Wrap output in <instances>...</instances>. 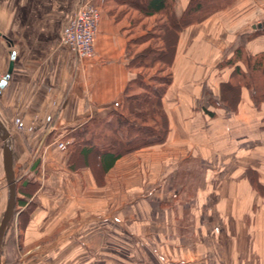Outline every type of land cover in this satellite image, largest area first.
<instances>
[{
	"label": "crops",
	"instance_id": "1",
	"mask_svg": "<svg viewBox=\"0 0 264 264\" xmlns=\"http://www.w3.org/2000/svg\"><path fill=\"white\" fill-rule=\"evenodd\" d=\"M86 2L102 0H0V79L14 52L12 72L0 93V120L11 137L14 174L18 154L25 145L34 147L22 173V180L32 174L36 182L40 205L32 220L43 210V219L57 226L78 219L72 222L77 232L66 235L63 230L46 247L52 263L74 262V251L66 250L73 236L88 241L96 257L103 236L136 241L135 236H178L175 231L184 233L180 224L187 218L191 256L207 257L205 264H264V103L254 106L234 67H218L235 47L248 56L264 52V27L257 28L264 23V0H236L201 23L169 34L171 80L160 100L166 141L125 155L106 172L96 151L84 157L70 146L74 139L69 136L122 103L132 77L126 48L134 37L124 32L128 24L109 17L101 4L93 57L74 56L59 38L77 4ZM188 3L175 0L176 17ZM59 143L65 150L57 148ZM120 163L137 178L131 185L108 180ZM188 191L191 199L180 201ZM137 222L141 234L132 229ZM33 227L39 236L41 221ZM48 230L51 235L56 227ZM182 242L176 245L181 254ZM86 252L82 264L90 258Z\"/></svg>",
	"mask_w": 264,
	"mask_h": 264
},
{
	"label": "trees",
	"instance_id": "2",
	"mask_svg": "<svg viewBox=\"0 0 264 264\" xmlns=\"http://www.w3.org/2000/svg\"><path fill=\"white\" fill-rule=\"evenodd\" d=\"M235 1L189 0L182 15L176 17L175 0H102V9L109 17L128 24L124 29L127 36H134L136 32L133 30L143 18L158 17L162 23L144 25L145 34L128 42L126 66L132 77L118 109L103 119L92 118L77 127L69 136L74 139L70 146L84 157L96 151L99 154L98 163L106 172L122 156L162 145L166 141L167 129L160 100L170 84L171 71L168 65L167 76L153 77L142 70L151 68L162 56L166 34L177 35L182 29L228 9ZM141 45L143 48L137 51ZM218 67H234L237 81L248 89L254 106L264 103V52L248 56L242 48L235 47L229 57L219 62ZM20 186L25 189L34 187L35 183L25 179ZM15 200L17 202V198ZM18 205L24 206L25 202L18 200Z\"/></svg>",
	"mask_w": 264,
	"mask_h": 264
},
{
	"label": "rangeland",
	"instance_id": "3",
	"mask_svg": "<svg viewBox=\"0 0 264 264\" xmlns=\"http://www.w3.org/2000/svg\"><path fill=\"white\" fill-rule=\"evenodd\" d=\"M139 5L140 7H142V4ZM154 23L161 24L162 19H159L158 17L143 18L141 23L134 28L133 32L136 33L132 37L137 38V36L145 34L144 25H152ZM149 29L150 28L146 29V32L147 30L149 31ZM166 38L167 42H165L164 45L165 49H162L165 50L162 51V56H160L156 63H153L151 65V68L144 69L142 70V72H147L153 77H164L165 75L167 76L169 74V69L167 67L170 53L169 44L171 39L169 34L166 35ZM164 41H166V39ZM140 48H143V46H139L137 48V51L141 50ZM233 93L234 92L229 93V97L231 99H233ZM57 148L63 151L65 150V144L62 143V146L57 145ZM16 149H19V147ZM34 150V147L25 145L22 153L20 152V154H18L17 156L18 168L15 175L17 187V202L15 204L14 212L9 221L7 229L2 236L0 255L1 264H53V255L51 252H47L46 247H50L52 245V242L63 230L66 231V235H69L70 233L72 234L73 231L77 232L78 229L77 224L72 223L73 221L78 220L76 219L77 217L71 218L69 221L64 222L65 224L63 223L60 224V226H57L58 223L54 225V223L52 224L51 220L48 221L47 219H43L46 218L45 216L47 214L45 210L40 211V216L32 220V214L40 205L35 195L36 186H31L23 189V187L20 186V183L24 178L22 173L27 171L32 161ZM89 157H91V155ZM93 159L94 158L88 159L89 162L87 163L89 164ZM40 164H42V161ZM125 164L126 163H120L117 171L113 175H111L112 177H108V180H111L112 184L118 183L119 185L121 184L127 186L131 185V183L137 179L135 178V176H133V172L130 169H126ZM31 176L32 174H28L27 178L25 179L30 180V182H32L33 184H36V182H34V178ZM0 187L1 218L5 209L7 198V190L5 187L3 174H0ZM103 189L105 190L104 187ZM190 199L191 192L189 191L183 193L180 197V201L188 202ZM18 200H22L23 202H25V205L19 206ZM172 209L174 210V208ZM154 211L157 210L151 209V212ZM37 219L41 221L42 229L39 236H36L34 235V233H32V230H34L33 224H35ZM57 219L59 221H62L63 217H57ZM189 221V219L184 218L183 224H180V228H183L184 233L182 234V232L177 229L178 232L175 231V235L178 236H151V238H149V236H135L137 241L134 240L132 236H103L102 246L101 249L96 252L98 253L96 257L92 256L95 252L89 251L90 249L88 247V241H85L84 243L83 239L80 236H73V238H71L69 241L66 239V241H68L67 244H71L69 246L70 248L68 247L66 248V250L71 249L69 251H74L72 252V256L70 257L75 258L72 264H82L83 258L81 254L86 251H88V253L86 252V254L90 255V258H87V262L85 264H176L175 261L178 260L182 262L178 264H183V262L185 264H192L193 261L202 262V259L207 261V257L191 256L190 249L192 236H190V224L188 223ZM69 222H71V226L69 225ZM141 224L142 223H139L133 226L132 229L135 233H143V226ZM55 227L56 230L53 234H48V232H50L51 230L45 232L46 229H53ZM181 242L184 244L181 248V250H183L182 254L180 249L176 248V245ZM84 246L86 247L85 250L83 249ZM155 251L161 253V260L156 257L157 254L154 253ZM176 251L178 252L176 253ZM80 256L82 258L81 261ZM187 260H189L190 262L186 263ZM59 263L66 264L62 262ZM201 264L205 263L202 262Z\"/></svg>",
	"mask_w": 264,
	"mask_h": 264
},
{
	"label": "built area",
	"instance_id": "4",
	"mask_svg": "<svg viewBox=\"0 0 264 264\" xmlns=\"http://www.w3.org/2000/svg\"><path fill=\"white\" fill-rule=\"evenodd\" d=\"M101 13V3L99 2L77 4L72 19L62 28L59 43L78 58H92L94 39L98 33ZM59 145L62 146V143Z\"/></svg>",
	"mask_w": 264,
	"mask_h": 264
},
{
	"label": "water",
	"instance_id": "5",
	"mask_svg": "<svg viewBox=\"0 0 264 264\" xmlns=\"http://www.w3.org/2000/svg\"><path fill=\"white\" fill-rule=\"evenodd\" d=\"M264 27L263 24H258L257 28ZM14 52L10 53V61L5 76L0 79V93L5 88L7 80L13 69ZM0 143L2 145V167L6 183L7 198L4 212L0 218V255H1V242L2 236L7 229L9 221L13 215L15 202H16V178L13 168V157H12V143L11 137L0 120ZM1 264V263H0Z\"/></svg>",
	"mask_w": 264,
	"mask_h": 264
}]
</instances>
